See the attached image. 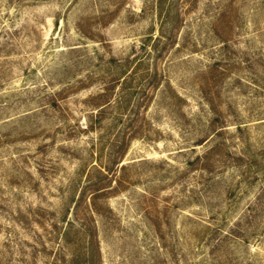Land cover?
<instances>
[{
  "label": "rangeland",
  "instance_id": "rangeland-1",
  "mask_svg": "<svg viewBox=\"0 0 264 264\" xmlns=\"http://www.w3.org/2000/svg\"><path fill=\"white\" fill-rule=\"evenodd\" d=\"M0 264H264V0H0Z\"/></svg>",
  "mask_w": 264,
  "mask_h": 264
}]
</instances>
